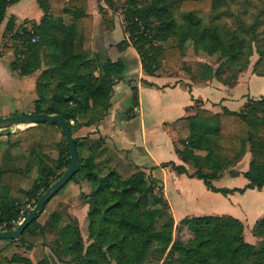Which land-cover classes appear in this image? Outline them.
Here are the masks:
<instances>
[{
  "label": "trees",
  "instance_id": "trees-1",
  "mask_svg": "<svg viewBox=\"0 0 264 264\" xmlns=\"http://www.w3.org/2000/svg\"><path fill=\"white\" fill-rule=\"evenodd\" d=\"M17 1L0 0V24L7 7ZM36 1L43 13L38 23L24 19L16 27L15 18H7L0 55L12 54L11 71L34 78L32 112L60 114L70 128L78 168L69 181L89 187L78 193L81 204L87 206L84 220L89 243L85 246L67 203L57 202L40 222L47 202L17 239H3L7 242L0 245V264H52L48 257L34 262L20 252L9 255L14 242L20 251L28 252L52 237L53 256L73 264H264V214L250 229L259 239L257 244L245 240L243 222L228 214L184 217L192 237L173 240L174 217L163 180L152 173L155 167L136 165L126 154L121 155L111 138L97 131L75 135L82 126L97 124L108 114L113 86L123 79L127 64L122 58L101 60L92 50L93 18L88 0ZM229 1L125 0L121 26L127 37L116 48L131 45L143 73L155 75L163 68L188 70L184 56L191 44L196 52L219 57L215 69L209 63L202 65L203 73L196 82L216 77L229 87L237 83L255 52L258 59L252 73L264 76V67L258 68L264 58V32L259 29L264 22V0L250 22L240 14L223 11L222 5ZM106 2L114 8L115 1ZM226 14L236 18L235 27L219 22ZM113 22V16L103 19L107 30H113ZM127 83L132 92V106L125 113L129 118L138 105V92L131 80ZM187 111L172 123L174 151L181 162L166 161L158 167L171 166L176 173L201 179L208 190L223 195L263 188L264 172L253 175L250 170L243 172L249 182L242 187H216L212 182L230 171L247 151L249 165L264 170V94L248 97L239 110L221 106L213 111L194 99ZM21 144L28 148L7 157L6 165L0 167V224L32 206L71 164L58 123L27 125L10 146ZM24 159L23 166L16 165ZM122 164L129 172L126 177L118 170Z\"/></svg>",
  "mask_w": 264,
  "mask_h": 264
},
{
  "label": "crops",
  "instance_id": "crops-1",
  "mask_svg": "<svg viewBox=\"0 0 264 264\" xmlns=\"http://www.w3.org/2000/svg\"><path fill=\"white\" fill-rule=\"evenodd\" d=\"M99 5L102 7V11H99ZM107 9H111V7L106 0L103 3L100 0H88V12L91 13L93 18L92 50L99 55L101 60L105 57H109L112 60L120 57L126 62L127 70L123 75V79L120 81L128 84L127 80L129 79L132 85L137 87L138 105L133 109V116L129 118L125 116V119H123L115 111L113 98L117 82L113 86V93L110 99L111 106L108 114L97 124L82 126L79 131L85 130V132H93L100 130L103 133L101 135L111 138L115 147L123 151L122 154H126L128 159L132 160L136 165L142 168L155 167L152 173L154 176H160L162 178L164 193L171 209L173 206L167 190V176H172L171 178L177 183L173 187L175 194L178 197H186V201H184L188 204L186 207L187 211L202 213L198 215L228 214L241 220L244 228L245 225H249L251 229L254 222L264 214V187L261 189L248 188L244 192L235 191L223 195L220 192L208 190L201 179L176 173L171 166L158 167L162 162L173 160L162 158L163 153L159 150L158 145L160 137L156 134V131L157 133L160 131L166 133V140L171 145L169 154L174 153V158L172 159H174V162L176 160L175 163H180L181 161L174 151L175 144L173 140L175 139V133L172 123L176 118L189 113L187 107L193 104V100L200 99L203 102L204 108L213 111L219 110L221 106H225L231 110H239L248 97L257 98L254 94H250L248 90L253 79L256 80V78L263 76H257L252 71H246L240 74L237 83L233 87H227L215 79L209 80L206 83H197L187 77H180L179 79L171 75L172 70L170 69H166L168 71L161 72V74H158L159 71L155 75H147L141 70L139 56L131 45L122 50L116 48V44L127 37L126 33L122 30V26L121 31H114L117 28L116 26L111 31L94 30V25L98 17H102L103 21L104 18L113 16L112 13L111 15L106 13ZM114 9H116V4L111 10ZM42 15V10L36 0H19L8 6L5 12V18L0 24V48L5 40L3 31L9 16L15 18V26L17 27L24 19H27L29 23H38ZM113 23L116 25L115 21ZM115 40L116 42H113ZM2 58L6 59V61H0V105L3 106V109L0 110V115H10L12 112L18 110L22 113L31 112L33 109V100L36 97L34 78L32 76L20 77L11 71L9 64L12 59V54L0 55V60ZM143 80L151 84H146ZM161 93L170 95V98L167 100L162 99ZM143 96H145V101H143ZM162 113L166 114L162 115ZM134 120L137 122L136 129H134ZM120 124L121 126L117 128V132L113 131L114 127L116 128ZM130 124L133 125L130 126ZM13 141L7 139V143L5 142L4 144H6L5 146H10V143ZM18 146L12 145V147ZM16 154L6 153L5 159ZM249 160L250 152L247 151L243 158L230 171L225 173L221 178L214 180L212 184L216 187H226L218 185V183L225 178L232 179L239 177V175L244 176L243 172L250 170L246 168L247 165L250 166ZM35 174L36 171L34 169L33 175ZM182 178H185L188 183L198 186L200 189L199 192L193 189L189 191L186 185L181 186L182 181L180 179ZM248 182L246 179L242 186ZM242 186H232L229 188ZM88 188L86 183L83 182L80 183V186L72 183L70 189L73 195L58 199L57 202L62 201L67 203L70 212L73 211L76 213L81 208L83 212H86L87 206H81L76 200V196L79 191L87 192ZM209 198L220 200V204L222 205H218L214 201H207L206 199ZM250 200H252L251 203L249 202ZM184 217L187 216L174 217L175 223Z\"/></svg>",
  "mask_w": 264,
  "mask_h": 264
},
{
  "label": "rangeland",
  "instance_id": "rangeland-1",
  "mask_svg": "<svg viewBox=\"0 0 264 264\" xmlns=\"http://www.w3.org/2000/svg\"><path fill=\"white\" fill-rule=\"evenodd\" d=\"M124 2H125V0H115L116 9L111 10L112 9V7H111V9H107V11H106V13H108L110 15H111V13L113 14V20L116 23V25H114V27L115 26L117 27L114 31H121V20H122V12H121L122 8L121 7H122V4ZM262 6H263V3L261 0H250V3H245V4L243 3V0H238V1L237 0H232V1L230 0L228 2L227 6L222 5V7H225L224 8L225 10H223V11H230L233 14H236V13L240 14L241 17H244V19L247 22H250L252 20L253 14L256 11L260 10L262 8ZM244 11H246V12L244 13ZM231 16L232 15L228 16V14L223 15L219 19V22L225 23L227 26H230V27H235L236 18L231 17ZM259 29H260V31L264 32V22L262 23V25ZM94 30L95 31H109L105 28L104 23L102 21V17L97 18L96 23L94 25ZM113 42H116V40ZM190 45L191 44H188L186 46L185 56H184L188 70H186L184 72H178V71L173 70V71H171V75L178 77L179 79H180V77H187V78L193 80L194 82H196V81H199L198 78L203 73V66L202 65L204 63H209L212 65L213 69H215L217 67V65L219 64V57H218L217 53L208 54L207 52H201V51L196 52L193 50V47ZM257 59H258V54L253 52V54L249 57V64L247 66V69L244 72L252 71V67H253V65ZM0 61L3 62V61H6V59L2 58ZM262 67H264V58L258 64L259 69ZM166 71H168V70L163 68L158 74H161V72H166ZM212 79L218 80L216 77H212ZM227 87H229V86H227ZM248 92L250 94H254L256 97H258L261 94H264V76L256 78V80L253 79L251 84H250ZM161 98L167 100L170 98V95H167L165 93H161ZM143 101H145V96H143ZM113 102L115 104V111H117L120 114V116L123 119H125V116H126L125 113L130 108L131 103H132V92H131V87L128 84H126L124 81H119L117 83V86L115 87V95L113 98ZM1 109H3V106L0 105V110ZM2 111H4V110H2ZM21 113L22 112L20 110L16 111V114H21ZM165 114L166 113H162V115H165ZM3 116H6V115H0V117H3ZM134 121H135V122H133V123H135L134 129H136V123L137 122H136V120H134ZM132 125L133 124H130V126H132ZM26 126H27V124H20L18 126L14 125L11 127L0 129V167H4L6 165V159H5L6 153H17L16 155H19V154H22L26 150V147L28 144H21L18 147H12L9 145L5 146L6 144H4L5 142L7 143V139L9 141H13L16 138L19 131H21ZM120 126H121V124L118 125L116 128L114 127L113 131L117 132V128ZM97 132H98V134H103L102 131H100V130H98ZM76 133H77L76 135H85L88 132L87 131L85 132V130H80V131L78 130ZM156 134L160 137V141L158 142V145H159V150H161L163 153L162 158L163 159L167 158L166 160H173L174 161V159H172V158H174V153L169 154V152L171 151L170 150L171 145L166 140V133L161 132V131L159 133H157V131H156ZM121 155H123V154H121ZM25 162H26L25 159L20 160V161L18 160L16 162V165L17 166H23V164H25ZM175 162H176V160H175ZM246 168L250 169V171L253 175L264 172L263 169H259V168H256L254 166H248L247 165ZM118 170L122 174L123 177H126V175H128V173H129L127 171V169H125V165H123V164L118 168ZM171 177L172 176H167V184L166 185H167L168 194H169L172 206H173V208L171 209L172 215L174 217L178 218V216L181 217L183 215L192 216L194 214L195 215L202 214V213H197V211H195V212L187 211L186 207L188 206V204L185 203L186 197H178V195L175 194L173 187H175L176 182ZM180 181H182L181 186L186 185L187 189L189 191L191 189H193L194 191L199 192V190H200L199 187L196 186L195 184L188 183L185 180V178L180 179ZM245 181H246V178L243 175H239V177H234L232 179L231 178L230 179L225 178L224 180L219 182L218 185L226 186V187L242 186ZM70 185H72V181L67 182L61 188V190H59V192L57 194H55L51 197V199L46 204L45 209L43 210V212L41 213V215L38 219L40 222H42L47 217V215H48L47 213L55 207L58 199H63V198H66V197L73 195V193L70 189ZM76 200L78 201V203L81 206H85V205L81 204L82 202L80 201V196L78 197V194L76 196ZM206 200L207 201H214V202L218 203V205H222V204H220V200L218 201V199L216 200L213 198H209ZM249 202L251 203L252 200H250ZM204 213H206V212H204ZM71 214L77 220L79 229L81 231L82 238L84 240V244L86 246L89 243V241L86 240L87 233L85 232V220H84L85 216L87 214V210H86V212H83V210L81 208V209H78V211L76 213H74L72 211ZM74 214H76V215H74ZM172 236H173V240H188L192 237V234H191L190 229L183 223V221L181 219L177 223H175V221H174L173 235ZM244 238L246 241L251 242L253 244H257L259 241L258 238L252 236L249 225H245ZM51 239H53V237L47 238L45 243L36 244L35 247L28 252L20 251V245L17 242H14L15 244L13 245L12 249L10 250L9 255H11L12 253H19L20 252L19 254L27 255L34 262L42 259L43 257H48L52 261V264H73V263L68 262V260H66L65 258H62V260H61L60 258L53 256V251H52V246H51L52 240ZM6 242H7L6 240L0 239V245H3Z\"/></svg>",
  "mask_w": 264,
  "mask_h": 264
},
{
  "label": "water",
  "instance_id": "water-1",
  "mask_svg": "<svg viewBox=\"0 0 264 264\" xmlns=\"http://www.w3.org/2000/svg\"><path fill=\"white\" fill-rule=\"evenodd\" d=\"M46 122V123H58L63 133L64 139L68 146L71 164L69 168L55 181H53L49 187L40 195L38 200L28 209L25 217L14 229L0 231V239H17L24 228L35 219L36 212L42 207L49 199L64 185L77 171V155L75 152V145L73 135L70 131L65 119L60 115H50L46 113L27 112L22 114H10L0 117V129L11 127L14 125L27 124L32 125L34 123Z\"/></svg>",
  "mask_w": 264,
  "mask_h": 264
},
{
  "label": "built area",
  "instance_id": "built-area-1",
  "mask_svg": "<svg viewBox=\"0 0 264 264\" xmlns=\"http://www.w3.org/2000/svg\"><path fill=\"white\" fill-rule=\"evenodd\" d=\"M105 0H100L101 3H103ZM72 122V121H70ZM31 206L27 205L25 208L21 209V211L19 212V215L16 219H13L10 222H4L2 224H0V231H5V230H10V229H14L15 227H17V225L22 221V219L25 217L27 211L26 209H29ZM10 226V227H9Z\"/></svg>",
  "mask_w": 264,
  "mask_h": 264
}]
</instances>
